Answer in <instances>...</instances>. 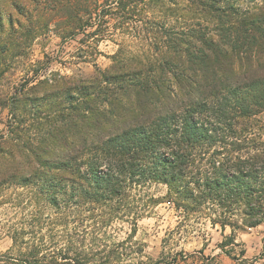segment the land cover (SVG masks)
I'll use <instances>...</instances> for the list:
<instances>
[{
  "label": "trees",
  "instance_id": "trees-1",
  "mask_svg": "<svg viewBox=\"0 0 264 264\" xmlns=\"http://www.w3.org/2000/svg\"><path fill=\"white\" fill-rule=\"evenodd\" d=\"M102 3L69 17L67 35L93 37L106 17L147 47L120 44L92 75L37 78L0 100V264H175L143 258L135 239L160 202L180 222L229 227L231 255L233 234L264 221V0Z\"/></svg>",
  "mask_w": 264,
  "mask_h": 264
},
{
  "label": "rangeland",
  "instance_id": "rangeland-1",
  "mask_svg": "<svg viewBox=\"0 0 264 264\" xmlns=\"http://www.w3.org/2000/svg\"><path fill=\"white\" fill-rule=\"evenodd\" d=\"M97 1L103 4V0H0V100L12 95L19 84L26 81L32 84L37 78L92 75L96 68L109 66V56L120 44L130 49L147 47L127 36L126 31L123 33L118 22L104 21L106 17L93 37L80 32L67 35V19L77 14L87 16V6ZM90 10L95 12L96 8ZM257 118L264 122V115ZM7 119V109L0 107V133L5 132ZM146 192L160 197L165 193V186L152 184ZM2 208L4 206H0V253L11 245L1 225L5 221ZM7 210L12 211L11 208ZM114 226L119 238L129 231V224L125 222H117ZM230 233L229 227L222 231L206 221L180 222L174 208L160 202L137 220L135 239L145 245L143 258L172 260L175 256V264H248L247 261L239 262L240 258H246L254 264H264V259L259 257L264 244V221L236 231L233 238L238 245H228L226 248L231 255H227L220 243Z\"/></svg>",
  "mask_w": 264,
  "mask_h": 264
}]
</instances>
